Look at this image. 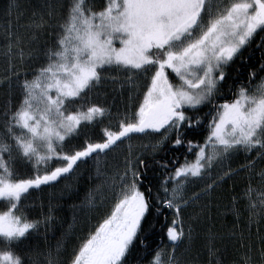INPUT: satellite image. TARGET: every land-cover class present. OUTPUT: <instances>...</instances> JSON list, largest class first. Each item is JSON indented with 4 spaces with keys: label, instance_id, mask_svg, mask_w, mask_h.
I'll return each mask as SVG.
<instances>
[{
    "label": "snow or ice",
    "instance_id": "snow-or-ice-1",
    "mask_svg": "<svg viewBox=\"0 0 264 264\" xmlns=\"http://www.w3.org/2000/svg\"><path fill=\"white\" fill-rule=\"evenodd\" d=\"M4 15V54L21 65L26 57L34 63L23 76L14 70L0 79V88L8 90L0 104V264H181L176 251L193 231L190 224L185 228V210L240 171L249 175L239 198L243 211L233 198L235 223L228 238L239 254L232 264H264V167L257 169L264 162V62L247 83L229 88L231 99L221 90L226 70L251 45L264 52V0H43L24 24L20 0H8ZM42 36L51 43L41 45ZM108 79L137 93L129 96L135 107L118 114L117 129L105 128L102 142L85 138L66 151L108 113L88 101ZM136 135L151 138L141 147L153 156L186 146L194 160L185 155L182 164L156 161L164 171L157 184L145 186V152L137 154L129 145L112 181L119 188L113 206L67 259L59 242L55 249L22 248L53 221L51 209L42 219L24 214L23 201L32 190L53 186L88 158L98 164L101 153L116 151ZM197 135L203 143H194ZM241 153L247 163L240 169L228 167L201 192L187 195L190 184ZM96 193H89L86 206H95ZM163 209L173 210V217L161 225L159 246L142 257L138 250L148 252L146 240ZM218 238L209 228V264H224Z\"/></svg>",
    "mask_w": 264,
    "mask_h": 264
},
{
    "label": "trees",
    "instance_id": "trees-1",
    "mask_svg": "<svg viewBox=\"0 0 264 264\" xmlns=\"http://www.w3.org/2000/svg\"><path fill=\"white\" fill-rule=\"evenodd\" d=\"M42 2L43 0H20L24 16L19 21V24L26 23L32 11H39V5ZM7 3L8 0H0V79L11 75L14 70L23 76L34 63L26 57L25 63L21 65L18 59L12 58L10 61L4 54L6 49L2 26L7 22L4 15ZM12 23L14 26L17 25L15 13L12 16ZM45 41L49 44L51 43L49 38L42 36L41 45ZM25 51L27 52L28 49L26 48ZM262 56H264V52L257 49L255 44H253L244 52V56L241 59H237L226 70L228 78L221 90L226 94L228 99H231L229 88L232 87L235 90V87L240 83H247L249 73L258 69L260 63L264 62L262 61ZM114 74L107 73L106 75L111 76ZM260 75H264V73ZM120 80H123V76H120ZM15 95L18 96V92ZM130 95L136 97L137 93L130 90L127 85L121 88L119 82L113 83L110 79L105 80L94 88L88 94V101L102 105L108 109V113L85 128L84 132L86 136L82 134L81 137L72 140L65 150L67 151L78 146L83 143L85 138L91 139L94 142H102L104 137L103 130L105 128L115 131L117 129L118 114L122 116L125 114L126 109L135 107L136 100H129ZM7 98L8 90L0 88V104H3ZM220 102H223V100ZM207 111V108L203 109V112ZM203 112L201 115H203ZM204 135H206V130ZM151 142L153 141L149 137L136 135L130 141L125 140L116 151L109 152L107 155L101 153L98 164L95 159L88 158L85 162L79 163V168L67 178H62L58 182H55L53 186H42V191L32 190V195L23 201L22 211L24 214L30 219H42L43 216L49 214V209H51L53 221L47 231L41 226L39 232H34L22 248L39 250L55 249L59 242L63 245V258L67 259L73 249L78 246L80 238L84 237L90 229L102 222L104 216L109 213L113 206V201L119 192V188H113L112 181L117 172L122 171L124 156L127 154L129 145L132 146L133 151L137 152V154L145 152V159L149 165L145 170L146 175L141 177L145 186H148L150 181L152 184H157L160 174L164 171L156 161H160V163L174 161L182 164L184 163L185 155H187L189 161L194 160V156L187 153L186 146L175 153L168 151L166 148L164 151L153 156L141 147ZM194 143H203V136L197 135ZM93 156L95 157V154ZM174 157L178 158V161H175ZM246 163L247 160L244 154L241 153L234 156L231 160L226 161L222 167H214L210 177L206 176L204 180H198L194 185L190 184L187 195L191 196L195 192H201L205 184L211 182V178L221 175L223 170L228 167L240 169ZM261 167H264V162L257 163V169ZM29 169L30 166L25 171H29ZM170 170L171 165L169 166ZM248 175L249 173L240 171L239 174L234 175L231 179L218 181V186L214 187L208 195H202L199 201L195 204H190L185 210V228L187 229V226L190 224L193 231L191 239L184 240L176 251V256L181 264H209L207 251L209 228L219 237L216 240V247L220 249L217 253L218 258L224 261V264H232V261L238 257L237 248L234 242L228 238V234L233 230L235 223V216L232 213L233 198H237L236 207L241 211H243L245 206V201L239 198L243 195L247 186ZM101 186H103L102 191L96 193V190L101 188ZM89 193H96L94 207L86 206ZM163 212L164 215L158 218L159 224H157L155 232L150 233L146 240L148 252H145L143 246H141L138 250V255L142 257L150 255L151 250L159 246L162 235L161 225L166 222L165 217H167V222H170L173 217V210L163 209ZM245 219L246 216H242L241 226ZM255 231L256 228L253 226V239H255ZM164 243L171 244L166 237H164ZM144 264H147L146 260Z\"/></svg>",
    "mask_w": 264,
    "mask_h": 264
},
{
    "label": "rangeland",
    "instance_id": "rangeland-1",
    "mask_svg": "<svg viewBox=\"0 0 264 264\" xmlns=\"http://www.w3.org/2000/svg\"><path fill=\"white\" fill-rule=\"evenodd\" d=\"M258 82H259V81H258ZM258 82H257V83H258ZM187 190H188V187H187Z\"/></svg>",
    "mask_w": 264,
    "mask_h": 264
}]
</instances>
